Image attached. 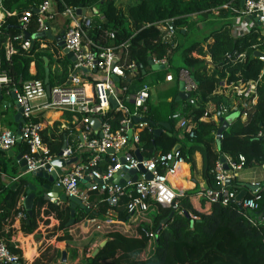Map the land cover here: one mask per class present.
<instances>
[{
  "label": "trees",
  "instance_id": "1",
  "mask_svg": "<svg viewBox=\"0 0 264 264\" xmlns=\"http://www.w3.org/2000/svg\"><path fill=\"white\" fill-rule=\"evenodd\" d=\"M43 0H0L5 16L0 22V69L4 70L10 82L3 87L9 90L12 85L20 87L21 82L31 78L44 80V61L46 56L50 59L47 84L52 87L56 83H62L67 76V60H59L61 69L50 70L54 59L47 50H39L34 44L29 50H22L17 45L16 53L9 59L4 56V45L8 38L18 34V15L30 8L35 7ZM69 6H92L97 5L105 17L103 27L115 32V39L108 45L120 42H128V59L134 61L139 73L129 78L126 82L125 95L135 93L145 82L150 84L163 80L162 72H173L177 76L180 68L187 69L197 83L196 90L191 93L194 104L182 100H175L177 87H175L170 101L168 97H161L157 103L148 102L146 117L148 125L139 133V152L143 158H149L158 153L170 152L176 143L177 148L184 161L192 168V156L196 151L201 153L203 177L207 187L214 185V174L211 169L220 154L228 155L231 160H238L239 155L245 158L244 165L250 162L261 164L264 161V139L257 137V132L264 124V66L262 61L253 56L254 48H261V32L258 26L250 28L239 36L233 32L231 23L220 25L211 30L201 40H188L177 43L176 46L160 41V31L155 23L173 18L177 28V36L185 37L181 30L190 23L193 14L198 15L199 22L205 21L213 14L211 10L223 4H233L239 8L240 0H133V3L123 10L118 5V0H63ZM59 9L62 7L59 5ZM15 12V15H11ZM220 15L230 16L227 10L221 9ZM214 16V15H213ZM1 17V13H0ZM36 29L35 14L33 13L32 24L27 31L32 34ZM179 53L182 63L173 65L169 57L171 53ZM245 54L242 60L235 58L236 54ZM167 57L168 69L153 70L148 63V57ZM36 66V73H29L30 63ZM170 67V68H169ZM149 73H157L148 83L145 77ZM262 75V76H261ZM261 80L257 84V101L248 112L246 119L240 115L231 120V124L220 138V151L215 148L214 133L217 130L221 118V111L217 104L222 94L217 89L218 81L226 78L227 81ZM178 77V76H177ZM156 78V80H155ZM21 81V82H20ZM158 81V82H157ZM220 93V94H219ZM223 100V99H222ZM132 109L130 102H125ZM209 109V110H208ZM207 111L209 121H198L194 130V138L184 134L185 142H180L176 136L175 123L180 117L191 121L199 118ZM69 114V113H68ZM70 116L66 115V117ZM121 116L108 112L106 119L113 128L118 127ZM33 122H38V116L33 117ZM160 122H167L171 127V133L161 132L154 134L153 129ZM58 122L52 127L42 128L40 131L43 142L48 147V153L53 155L59 152L63 136L68 131L60 130ZM73 128V125H69ZM55 131H58L57 134ZM74 138V136H73ZM75 141V140H74ZM22 152L26 148L22 142L16 143ZM11 158L4 150H0V235L5 240L8 250L19 256V263H23L21 250L15 248L14 234L17 230L13 224V218L17 213V201L21 195H25L29 183L35 185L36 197L33 202L32 216L27 223L20 222L18 229L23 233H31L37 226L38 218L43 208L45 216L53 215L58 225L52 228L47 237L55 235L56 230H63L69 220L70 206L61 202L56 204L44 198L38 187L45 183V179L28 173L20 175L17 165L10 164ZM164 171V170H161ZM2 176L9 177L5 182ZM14 184V185H13ZM228 186L237 194L244 190L245 198L254 197L251 192L244 188L241 182L230 179ZM203 190V189H201ZM196 192V186L191 189L182 190L177 198L178 208L157 207V213L152 219L151 230L161 224L160 221L167 218L173 211V215L160 227L157 233L154 248L150 255L146 256L145 250L149 242L146 235V227H140L136 236H129L119 231L108 232L104 235L106 243L99 248L95 256H88L86 264H264V189L257 190L260 199L257 201V209H240L234 202L223 205L220 202L211 203L208 213L192 209L189 195ZM89 202L95 205V210L87 212V215L101 214L105 211L107 204L105 195L97 191L89 192ZM129 200L126 196L121 197L115 209L118 216L127 219L130 215L128 208ZM184 213L180 214L179 210ZM26 212V211H25ZM189 213L196 217L191 219ZM261 215V218L258 216ZM28 219V216H27ZM46 222V220H45ZM78 219H75V223ZM57 240L66 242V247L71 251L73 260L77 257V248L68 234H61ZM43 248L37 258L31 264H57L60 260L61 251L51 245H42ZM75 264H82L77 262Z\"/></svg>",
  "mask_w": 264,
  "mask_h": 264
},
{
  "label": "built area",
  "instance_id": "2",
  "mask_svg": "<svg viewBox=\"0 0 264 264\" xmlns=\"http://www.w3.org/2000/svg\"><path fill=\"white\" fill-rule=\"evenodd\" d=\"M242 2L239 8L233 4H223L212 9L211 14L217 17L220 15L221 9L227 10L231 14L229 16L230 23L236 36L258 26L262 35L260 42L262 49L255 47L254 50L263 53L262 56L256 58L262 61L264 66V0H242ZM59 5L62 7L61 9H59ZM94 6H82L81 8L85 9L82 13L77 12L78 5L69 6L63 0H43L37 6L22 11L17 17V27L20 32L7 39L4 45V56L9 59L12 54L16 53L17 46L23 51L29 50L34 44H37V48L44 49L47 46L46 42L51 40L45 36L32 38L31 35L45 34L48 29L52 30L50 24L57 20L58 16L62 18H60V23L56 24V31H64L65 48L71 52L74 58L68 66V79L50 87L49 92L46 91L43 81L38 78L24 80L18 88L14 85L9 88V90L15 91V102L22 110L23 123L18 137L26 148V151L22 153L26 165L24 173L31 174L39 168L51 172L54 167L50 165V162L54 158L61 157L66 160L74 156L77 157L75 162L65 166L67 167L66 171L65 167L62 168V173L56 175L54 183L63 188L67 197H77L87 208V211L83 208L75 210L74 219H78V222L84 224L89 230L105 235L108 232L119 231L121 226H130V223L142 216V213L147 212L151 205L156 210L158 206L178 208L176 200L180 193L171 187L169 175L175 174L178 165L185 161L178 149L167 153H158L149 158H143L141 161L136 158L134 151L139 150L140 131L145 128L148 131L152 129L148 125L146 117L150 86L145 82L135 93L125 95V82L129 78L137 76L139 68L134 61L128 59L127 41L108 45L109 41L115 39V32L102 26L105 17L99 9H94ZM0 11L3 12L1 4ZM33 13L35 14L36 29L30 34L27 31L32 24ZM15 14V12L11 13V15ZM155 25L160 31V41L176 46L177 28L173 23V18L157 22ZM26 33L29 34L27 38L25 37ZM59 57L56 56V58ZM150 57L155 65H168L166 56L163 58ZM244 57V53L235 55L238 60H242ZM113 76L119 77L118 82L112 79ZM177 76L184 83V92L189 93L191 97V93L197 88L195 79L185 68H180ZM261 76L257 80L227 81L224 78L218 81L217 89L224 92L230 91L236 99V105L229 108L231 114L236 113L240 115L241 119L247 118L248 112L257 101L256 89ZM9 82L10 79L4 70L0 69V87H5ZM110 97L115 98V107L111 106ZM125 102H130L132 109ZM221 105L223 110L228 109L222 103L219 107ZM49 110L69 112L73 122L75 120L78 123L80 139L76 143L73 140L70 143L66 141L65 148L59 150L60 155L48 153V147L40 134L43 127L40 122L32 120L35 112ZM110 111L121 116L116 128H113L106 119ZM92 118L99 120L98 127L91 126ZM134 118L144 119L133 121ZM202 120L203 116L193 121L181 116L177 123L189 138H194L197 121ZM129 130L130 134H128ZM256 136L264 139V124ZM16 143V137L12 130L0 129L1 151L12 148ZM244 162V156L239 155L237 162L231 159L227 161L229 170H225L223 163L219 160L216 161L210 171L214 174V185L198 191L197 195L205 198L209 204L220 202L227 205L233 202L236 194L229 188L228 182L232 177V172L235 173L242 169ZM139 163L147 173L150 172V179H144V173H138L136 181L127 180L123 186L105 182L112 178L117 171L136 168ZM83 181L86 183L84 189L81 188ZM91 191L105 195L107 207L101 214L87 215V212L95 210V205L89 202L88 195ZM251 193L254 197L245 198L241 205L243 208L257 209L260 195L256 194L257 190ZM124 196L129 200L128 208L131 212L127 219L120 218L115 209L119 199ZM49 199L56 204L61 203L57 198L49 197ZM23 201H25L24 196L21 195L16 205L18 211L11 226L14 224L19 226L21 221L27 219ZM179 213L183 214L184 211L180 209ZM45 217V215L40 216L41 219ZM189 217L196 219L190 213ZM146 235L149 240L157 238L156 231L150 228L147 229ZM14 240L15 248L20 249L19 241L15 238ZM0 264H21L19 256L8 250L1 235ZM22 264L30 263L23 262Z\"/></svg>",
  "mask_w": 264,
  "mask_h": 264
},
{
  "label": "crops",
  "instance_id": "3",
  "mask_svg": "<svg viewBox=\"0 0 264 264\" xmlns=\"http://www.w3.org/2000/svg\"><path fill=\"white\" fill-rule=\"evenodd\" d=\"M241 1L242 0H240V2ZM0 13H1L0 19L3 20L5 14L1 11H0ZM197 18H198V15L193 14L190 17V21L197 19ZM60 21L61 20H55L52 24H50V27H52V30H50V31L53 34V36L57 35L60 32V31L59 32L56 31V27H57L56 24L58 25L60 23ZM205 24H206L205 21L196 23V29L199 30L200 28H204L206 26ZM61 25H62V22H61ZM185 32H187V29L183 28L181 30V34H185ZM182 37L183 36H181V35L176 36V44L181 43V39L185 38L186 35H185V37H183V38ZM46 45L47 46L44 49H40V48H38V49L39 50H47L48 53H50L51 57L54 59V61H52V64L50 65V70L55 71L56 69H61V63L58 62L57 59L63 60V61L67 60L68 62H67L66 67H67V73H68V66L70 65V63H72V60L70 58H68L62 52L61 48L58 46V44L55 40H51V41L46 42ZM57 55L60 57L56 58ZM44 57H46V56H44ZM47 59H48L47 65L45 66V63H44V68L45 69L47 68L49 71L48 65H49L50 59L48 57H47ZM169 60L171 63L172 62L175 63V61H177L176 62L177 65L182 63V59L180 57V54L177 52L171 53ZM166 68L168 69V65L166 67H163L162 70L166 69ZM156 70H159V69H156ZM36 71L37 70H36L35 64L33 62L30 63L29 73L31 75H34L36 73ZM44 72H45V70H44ZM155 76H157V73L147 72V75L145 77L148 79L147 82L151 83L150 80ZM162 76H163L162 81H159V82L157 81L158 82L157 84L156 83H154L152 85L150 84V97H149L148 101H150L152 104L157 103L161 97H163V98L168 97L167 100L170 101V99L172 98V93H173L175 87H177L176 89H177V93H178L179 78L177 76H175L170 69H169V71H165L164 73L162 72ZM66 78H67V76H66ZM44 79H45V74H44ZM155 80H156V78H155ZM42 81L44 83V80H42ZM64 81H66V79ZM115 82H118V81H115ZM49 88H50V86H49ZM9 92H10V90L7 91L3 87H1V98H2L3 102L2 101L0 102V129L2 128V129L14 130L17 127V123L14 121V114L16 112V109H15L14 105L13 106L9 105L10 104L9 103V96H10ZM221 94H222L223 100L222 99L219 100L217 107H218L219 103L224 104L226 106V108H228V109H225L222 112V116H226V115L230 114V112H231V109H229V108L231 106L236 105V99H234L235 97L231 94L230 91H228V92L221 91ZM217 110H219V109L217 108ZM68 113L69 112L50 111L49 110V111H37V112H35V115L38 116V122L41 123V126L43 128L52 127L54 122H58L59 123L58 127L60 128V130H67L68 131V133L65 136H63V138H62L63 142L67 141L68 143H70L72 140L73 141L75 140L74 142L76 143V141L78 142V140L80 139V137H79L80 133H79L78 127H77L78 123L75 120L73 122V118L71 117V115L66 117V115L70 114V113L69 114ZM223 113H224V115H223ZM233 114H236V113H233ZM209 120H210V118H208V117L203 118V121H209ZM230 122H228V125L225 128V130L228 129L229 125L231 124ZM165 123H167V122H165ZM217 123H218L217 124L218 125L217 130H218L219 127L221 126L222 122L219 121ZM175 124H176L175 125L176 131L174 132V134L176 133V136L180 139V142L183 143V141L185 142V138H184L185 132L179 126V124L177 122ZM69 125H73L74 129L70 128ZM155 128H161L162 129L161 132H165V133H169V134L171 133V130L169 131L167 128L162 127L160 125V123ZM171 129H172V127H171ZM217 130H216V132H217ZM57 132L58 131H55L56 134H57ZM216 132L214 133V140H215ZM73 136H74V138H73ZM74 142H72V143H74ZM176 144H178V147H179V145H181L179 143H176ZM62 145H63V143H62ZM215 148L218 151V148L216 147V143H215ZM11 149H12L14 155H16L17 153H23L17 145L13 146ZM60 149H62V148H60ZM6 155L8 156L7 152H6ZM223 155L226 157L227 161H229L231 159L228 155H226V154H223ZM8 157L11 158L10 164H12V165L16 164L17 165V172L20 175H25L26 173L21 172L20 167L18 166L17 161L15 160L14 156H8ZM64 170L66 171L67 167H65ZM2 177L4 178L5 182L9 181V177H6V176H2ZM231 178L234 180H237L238 182H241V184H243L244 188H246V190L248 192H252V191H250L245 186L246 182H251V183L257 184V190L264 189V171H262V169H261V164H258L256 162H250L249 164L244 165V167L242 169L237 170L235 173L232 172ZM169 182L171 184V187H173L174 190H176L178 192H181L182 190H185V189H191L193 186H196V192L188 196L190 203H191V206H192V209H194L196 212L197 211L206 212V213L209 212L211 204H209L205 198L197 195L198 191H201V189H204L205 187H207V182H206L205 178L203 177L202 157H201V153L199 151H196L192 156V168L189 167L188 163L181 162V164H179L177 169L175 170V174L169 175ZM46 183H47V181L45 180L44 184H46ZM85 187H86V183H84V182L81 183V188L84 189ZM37 190L42 192V194L46 200L51 201L49 199V197H46L49 190L45 189L43 187V185L38 187ZM22 196L25 197V195H22ZM60 202H62V201H60ZM65 203L68 204V201ZM79 209H81V208H79V207L76 208V210H79ZM41 210L42 211L39 215L37 226L33 232L23 233L21 230L18 229V226H17L18 224H15V228H17V230L14 234V238L19 241L20 249H21V253H22L21 256H22L23 262H27V263L31 264L33 262V260L39 256L40 251L43 249V248H39V247H41L44 244V245H51V246L59 249L61 251V253L64 251L66 254V264H75L77 262H80L82 264H86L85 259L88 256H91L94 249L96 247H98V244L101 243L102 240H105V239H103L104 234H100V233H97L95 231H91V230H89V228H86L84 226V224H82L80 222H76V223L74 222L70 225L66 224L67 228H65L63 230H56L54 236L47 237V233L52 228H54L58 225V221H57V219L54 218L53 215H49V216H46L44 219H41L40 216L44 215L43 214V208ZM156 213H157L156 208H154V206L151 205L149 210L145 213H142V216L136 218L135 221L131 222L130 226H126V225L121 226L119 232L126 234V235H129V236H136L138 229L140 227H146V228L151 227V225H152L151 221H152V219ZM131 218H135V217H131ZM258 218H261V215H259ZM69 219H70V214H69ZM45 220H46V222H45ZM61 234H68L71 236L72 241L70 244V248H73V243L76 245L77 257L74 260H73V257H71V251L69 250V248L66 247L67 246L66 242L63 240L60 241V240L56 239V237L58 235H61ZM151 240L153 241V245H152L153 246L152 249H153L155 242H156V238L150 239L149 241H151ZM28 249L30 251V255L26 254L28 252ZM145 253H146V256L150 255V252H149V254L147 253V251ZM56 263L61 264L60 260H57Z\"/></svg>",
  "mask_w": 264,
  "mask_h": 264
},
{
  "label": "water",
  "instance_id": "4",
  "mask_svg": "<svg viewBox=\"0 0 264 264\" xmlns=\"http://www.w3.org/2000/svg\"><path fill=\"white\" fill-rule=\"evenodd\" d=\"M78 6H79V8H78L77 12L84 13L85 9L81 8L82 7L81 5H78ZM94 9L98 10V6L95 5ZM34 11L37 12V10H35V9H34ZM63 32H64L63 30H60V32L57 35L53 36L51 31L48 29V31L45 34H40V35L39 34H32L31 37L32 38H36L38 36H46L50 40H55L57 42L58 46L61 48L62 52L68 58H70L72 60L74 58H73L71 52H69L67 50V48H65V45H64V40H63L64 34H63ZM25 37L26 38L29 37V34L26 33ZM262 55H263V53L260 52V51L256 50V51L253 52V56L254 57H258V56H262ZM43 60H44L45 66H46L47 65V61H48L47 57H44ZM148 63L151 66V68L154 69V70L162 69L163 67H166V65H155V64H153V62L151 60V57H148ZM47 76H48V69L46 68L45 69L44 83H45L46 91L49 92V85L47 84V81H48L47 80ZM118 78L119 77H116V76L112 77V79L114 81H118ZM9 95H10L9 96V103H10L9 105L10 106L14 105L15 109H16V112L14 114V121L17 123V127H16V129L12 130V133H14V135L16 137V142L19 143L20 139H19L18 136H19V134L21 132L20 129H21V126H22V123H23L22 110L15 102V97H16L15 91L14 90H10ZM175 100H182V101H186L188 103L194 104L195 100H193L190 97L189 93L184 92V83H183L182 80H179L178 93H177V95L175 97ZM1 101H2V98H1V87H0V102ZM109 101H110L112 107L116 106V100H115L114 97H110ZM236 117H237V114H231L230 116H228L227 120L223 121L221 126L217 130L216 136H215V143H216V147L218 148V151H220V148H219V146H220V138H221L220 136L225 131V128L227 127L228 122H230L232 119H234ZM142 119H144V118H134L133 121H139V120H142ZM99 123H100L99 120H97L96 118H92L90 120V124L94 128L98 127ZM160 125L162 127H164V128H167L169 131L171 130V127H170V125L168 123L160 122ZM129 126L131 127L132 125L130 124ZM161 131H162L161 128H155L153 130V133L154 134H159ZM128 134H130V130L128 131ZM65 145H66V142L64 141L61 148L64 149ZM177 148H178V144H175L174 147L172 148V150L176 151ZM4 151L7 152L8 156H14L15 160L17 161L18 166L20 167L21 172L24 173L25 170H26V165H25V159L22 157V153H17L16 155H14L11 148L6 149ZM109 152H111V151H109ZM58 154L60 155L61 152H58ZM134 154H135L136 158L139 161H141L143 159V157L140 154L139 150H135ZM76 159H77V157H75V156L71 157L69 159H66V160H64L61 157H57V158H54L53 160H51V162H50V165L54 167V169L51 170V172L50 171L47 172V171L39 168L36 171L31 173V175H34V176H37V177H42V178H44L47 181L46 184H43V187L45 189L49 190L48 193H47L48 197L57 198V200H60L62 202H67L68 201V204L70 206V219H69L67 225H70V224L74 223V221H75L74 215H75V210H76L77 207L83 208L85 211H87V208L84 207L82 201L80 199H78L77 197L76 198H75V196H68L67 197L64 194V192H63V188L61 186L56 185L54 183V180L56 179V175L57 174H61L62 173V171H63L62 168H64L65 166H67L70 163L75 162ZM219 161H221L223 163V168L225 170H229V166H228L226 157L223 154H220ZM261 169H262V171H264V161L261 163ZM138 173H144V179H150L151 178L150 172L147 173V171H145L143 166L139 163L136 168H132L130 170L121 169V170L117 171L112 178L106 180L105 182L117 183V184L123 186L127 180H130V181H133V182L136 181L137 178H138ZM99 182L101 183L100 180H99ZM245 186L250 191L257 190V184H255V183L246 182ZM35 190H36L35 185H33L32 183H29L28 187L26 189V192H25L26 194H25V197H24L25 201H23V206H24V209H25V211L27 213V216H28V219H26L27 223L29 222V219L32 216L33 202H34V199L36 197ZM245 192L246 191H244V190L239 191L235 195V198L233 200V202L240 209L243 208L242 205H241V202H242V200L245 199ZM173 212H174V209H173V211L170 213V215L167 218H165L162 221H160L161 224L156 229V233H158V231L160 230L161 225L165 224L167 222V220L173 215ZM105 243H106V240H102L101 243L98 244V247H96L94 249V251L92 252L91 256L92 257L95 256L97 254L99 248L104 246ZM60 262L62 264L66 263V254H65L64 251L61 253Z\"/></svg>",
  "mask_w": 264,
  "mask_h": 264
},
{
  "label": "rangeland",
  "instance_id": "5",
  "mask_svg": "<svg viewBox=\"0 0 264 264\" xmlns=\"http://www.w3.org/2000/svg\"><path fill=\"white\" fill-rule=\"evenodd\" d=\"M133 3V0H118V5L125 10L128 6H130ZM57 20H60V17H57ZM201 19L197 18L194 19L192 21H190V23L185 26V28L187 29V34L186 37L181 39V44L185 41L188 40H201L202 37L208 35V33L213 30L216 29L218 26L220 25H225L227 23L230 22V17L227 15H218L217 17L215 16H211V18L205 20L206 22V26L204 28H200L199 30L196 29V23H198ZM177 61H175V63L172 62L173 65H177L176 63ZM153 245V241H149L146 247L145 252L147 251V253L149 254V252H151L152 246ZM27 255H30V251L28 249V252L26 253Z\"/></svg>",
  "mask_w": 264,
  "mask_h": 264
},
{
  "label": "bare ground",
  "instance_id": "6",
  "mask_svg": "<svg viewBox=\"0 0 264 264\" xmlns=\"http://www.w3.org/2000/svg\"><path fill=\"white\" fill-rule=\"evenodd\" d=\"M219 105H220V103H219ZM222 108H223V107H222V105H221V107H219V110L221 111V114H222V112L224 111ZM223 115H224V113H223ZM230 115H231V112H230V114H228V115H226V116H222V115H221L220 121H221V122L226 121V120H227V117L230 116ZM202 116H203V118L208 117L207 111H204V113L202 114Z\"/></svg>",
  "mask_w": 264,
  "mask_h": 264
}]
</instances>
